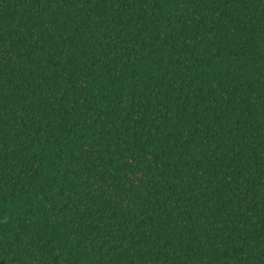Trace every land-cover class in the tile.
<instances>
[{"label": "trees", "instance_id": "16d2710c", "mask_svg": "<svg viewBox=\"0 0 264 264\" xmlns=\"http://www.w3.org/2000/svg\"><path fill=\"white\" fill-rule=\"evenodd\" d=\"M0 264H264V0H0Z\"/></svg>", "mask_w": 264, "mask_h": 264}]
</instances>
